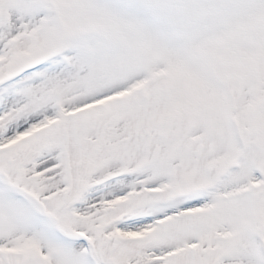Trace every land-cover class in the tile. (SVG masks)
Here are the masks:
<instances>
[{
	"label": "snow or ice",
	"instance_id": "obj_1",
	"mask_svg": "<svg viewBox=\"0 0 264 264\" xmlns=\"http://www.w3.org/2000/svg\"><path fill=\"white\" fill-rule=\"evenodd\" d=\"M0 264H264V0H0Z\"/></svg>",
	"mask_w": 264,
	"mask_h": 264
}]
</instances>
